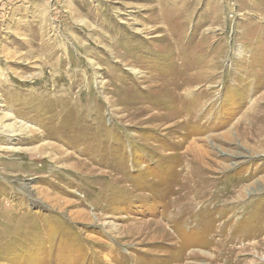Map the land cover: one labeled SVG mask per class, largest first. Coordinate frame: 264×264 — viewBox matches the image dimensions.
Listing matches in <instances>:
<instances>
[{
    "label": "rangeland",
    "instance_id": "374dc122",
    "mask_svg": "<svg viewBox=\"0 0 264 264\" xmlns=\"http://www.w3.org/2000/svg\"><path fill=\"white\" fill-rule=\"evenodd\" d=\"M0 264H264V0H0Z\"/></svg>",
    "mask_w": 264,
    "mask_h": 264
},
{
    "label": "bare ground",
    "instance_id": "6f19581e",
    "mask_svg": "<svg viewBox=\"0 0 264 264\" xmlns=\"http://www.w3.org/2000/svg\"><path fill=\"white\" fill-rule=\"evenodd\" d=\"M6 129H7V131L12 132V131H11V127L8 128V127L6 126ZM14 131H15V129L13 130V132H14Z\"/></svg>",
    "mask_w": 264,
    "mask_h": 264
}]
</instances>
